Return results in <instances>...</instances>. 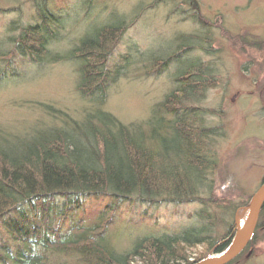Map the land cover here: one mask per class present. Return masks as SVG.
<instances>
[{
    "label": "trees",
    "instance_id": "1",
    "mask_svg": "<svg viewBox=\"0 0 264 264\" xmlns=\"http://www.w3.org/2000/svg\"><path fill=\"white\" fill-rule=\"evenodd\" d=\"M182 3L204 35L175 38L174 64L189 61L176 70L171 90L139 123L123 124L104 110L109 89L128 60L124 55L117 64L109 62L124 21L95 20L63 58L49 47L59 41L73 13L54 14L45 0L34 1L37 23L6 26L0 35V80H11L12 63L37 67L63 59L75 68L84 106L78 120L49 109L52 124L34 126L25 137L0 143V264H197L206 257L192 259L191 250L203 248L204 255L218 257L231 247L236 213L249 205L215 195V149L224 128L211 123L216 111L197 106L216 86L215 69L202 58L180 59L194 50L206 56L215 51L196 1ZM227 39L250 60L252 52L264 60V39L245 34ZM171 57L160 65L167 66ZM146 60L152 65L159 61ZM92 197H108L111 203L88 221L84 205ZM131 200L150 207L199 208L187 215L185 228L140 236L117 252L106 234L114 206ZM260 242L264 204L244 251ZM67 257L69 263L59 261Z\"/></svg>",
    "mask_w": 264,
    "mask_h": 264
},
{
    "label": "rangeland",
    "instance_id": "2",
    "mask_svg": "<svg viewBox=\"0 0 264 264\" xmlns=\"http://www.w3.org/2000/svg\"><path fill=\"white\" fill-rule=\"evenodd\" d=\"M34 1L41 3L42 0H1L0 35L11 22H17L21 27L37 23ZM45 1L54 14L67 11L70 16L74 15L61 32L59 41L49 47L62 58L75 48L90 24L102 19L124 21L126 26L109 62L110 65L117 64L124 55H128V60L111 85L104 105V110L123 124L147 120L151 109L173 87L176 70L186 66L189 60L184 59L176 65L171 57L175 38L189 35L202 38L204 35L202 27L189 18L191 11L182 0ZM195 1L200 18L207 23L205 28H209L208 35L215 52L206 56L202 51L194 50L180 59L202 58L215 69L216 86L197 105L216 111L210 118L211 123L221 124L224 128L215 149L219 161L215 195L222 200L249 205L264 174V60L256 52L250 54L253 61L250 60V56L231 45L227 36L245 34L264 39V0ZM151 57H156L158 63L147 62L146 59ZM169 57L168 65L161 66ZM16 61L20 64V60ZM14 64L10 67L14 72L10 75L11 80H0L1 144L25 137L34 126L43 128L52 124V117L47 115L49 109L72 119L81 117L84 103L76 89L77 76L72 62L60 59L37 67L22 62L20 66ZM110 203L108 197L89 198L84 205L85 217L88 221L93 220ZM198 208L197 204L150 207L134 200L118 203L114 206L106 235L110 236L114 249L122 252L140 236L185 228L187 215ZM248 214V209L237 211L235 237L239 228L245 226ZM188 255L192 259L199 255L206 257L204 261L216 258L204 255L203 248L193 249ZM70 260L67 257L59 261L69 263ZM229 264H264V242L247 248Z\"/></svg>",
    "mask_w": 264,
    "mask_h": 264
},
{
    "label": "water",
    "instance_id": "3",
    "mask_svg": "<svg viewBox=\"0 0 264 264\" xmlns=\"http://www.w3.org/2000/svg\"><path fill=\"white\" fill-rule=\"evenodd\" d=\"M263 204L264 181L250 200L248 207L249 214L242 234L235 237L233 244L225 253L213 260L203 261L197 264H229L237 258L248 246L253 236Z\"/></svg>",
    "mask_w": 264,
    "mask_h": 264
},
{
    "label": "bare ground",
    "instance_id": "4",
    "mask_svg": "<svg viewBox=\"0 0 264 264\" xmlns=\"http://www.w3.org/2000/svg\"><path fill=\"white\" fill-rule=\"evenodd\" d=\"M245 224H246V223H245ZM244 227H245V226L239 228L236 237H238V236H240V235L242 234V232H243V230H244Z\"/></svg>",
    "mask_w": 264,
    "mask_h": 264
}]
</instances>
